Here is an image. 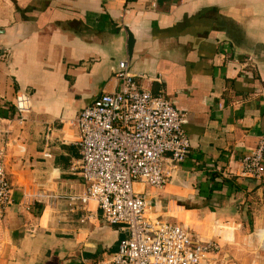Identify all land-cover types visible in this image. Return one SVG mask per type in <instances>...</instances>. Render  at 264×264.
<instances>
[{
  "label": "crops",
  "instance_id": "1",
  "mask_svg": "<svg viewBox=\"0 0 264 264\" xmlns=\"http://www.w3.org/2000/svg\"><path fill=\"white\" fill-rule=\"evenodd\" d=\"M123 61L185 114L190 141L183 162L163 165L161 191L134 185L151 217L222 242L233 262L264 264V176L238 177L264 140V0H0V156L12 185L0 264H97L117 251L125 233L76 201L85 184L71 169L75 120L120 88ZM17 93L31 101L23 122Z\"/></svg>",
  "mask_w": 264,
  "mask_h": 264
},
{
  "label": "built area",
  "instance_id": "2",
  "mask_svg": "<svg viewBox=\"0 0 264 264\" xmlns=\"http://www.w3.org/2000/svg\"><path fill=\"white\" fill-rule=\"evenodd\" d=\"M109 1L126 4L131 0ZM115 76L120 88L99 95L75 120L80 159L71 170L85 184L76 201L83 208L93 207L103 222L125 233L117 251L97 264H239L229 260L216 241L195 238L184 224L151 217L148 200L134 185L160 191L171 175L163 165L168 160H185L190 148L183 130L185 114L166 97L152 95L135 82L128 62L118 64ZM14 109L23 122L31 109L30 97L17 93ZM3 158L0 234L12 203ZM263 176L264 140H260L251 153L241 157L238 177L261 181Z\"/></svg>",
  "mask_w": 264,
  "mask_h": 264
},
{
  "label": "water",
  "instance_id": "3",
  "mask_svg": "<svg viewBox=\"0 0 264 264\" xmlns=\"http://www.w3.org/2000/svg\"><path fill=\"white\" fill-rule=\"evenodd\" d=\"M133 45H134L133 36L129 33L128 34V42H127V52L129 54V57H131V55H132Z\"/></svg>",
  "mask_w": 264,
  "mask_h": 264
},
{
  "label": "rangeland",
  "instance_id": "4",
  "mask_svg": "<svg viewBox=\"0 0 264 264\" xmlns=\"http://www.w3.org/2000/svg\"><path fill=\"white\" fill-rule=\"evenodd\" d=\"M160 191H161V190H160ZM164 203H167V202L165 201ZM164 207H165V206H164ZM161 212H162L161 215H162L164 218L167 217V216L164 214V212H166V209H165V208H162V209H161ZM168 220H171V219L168 218ZM172 220H173V221H177L176 219H172ZM216 227H217V226H216ZM219 244H220V245H223L222 242H220V241H219Z\"/></svg>",
  "mask_w": 264,
  "mask_h": 264
},
{
  "label": "bare ground",
  "instance_id": "5",
  "mask_svg": "<svg viewBox=\"0 0 264 264\" xmlns=\"http://www.w3.org/2000/svg\"><path fill=\"white\" fill-rule=\"evenodd\" d=\"M185 226H187V225H185Z\"/></svg>",
  "mask_w": 264,
  "mask_h": 264
}]
</instances>
